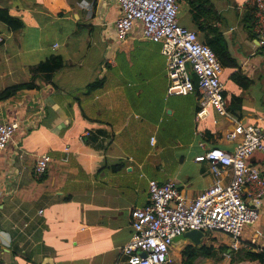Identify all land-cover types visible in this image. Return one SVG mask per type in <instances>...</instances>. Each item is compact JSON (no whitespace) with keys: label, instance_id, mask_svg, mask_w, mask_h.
I'll return each instance as SVG.
<instances>
[{"label":"crops","instance_id":"1","mask_svg":"<svg viewBox=\"0 0 264 264\" xmlns=\"http://www.w3.org/2000/svg\"><path fill=\"white\" fill-rule=\"evenodd\" d=\"M177 1L181 24L200 35L188 0ZM209 2L211 21L245 76L236 80L234 69L223 70L229 112L264 128V47L254 0ZM0 7L24 23L13 30L0 20V95L34 84L0 100V120L21 122L0 149V264H114L132 236L131 209L150 203L151 180H175L189 200L212 185L208 163L196 157L215 147L232 151L236 143L226 135L233 120L211 110L200 124L205 136L199 134L197 93H168L161 44L144 40L139 25L117 40L116 0H0ZM49 58L61 65L45 79L49 71L40 64ZM43 154L51 161L38 177ZM248 160L264 173L263 151ZM260 210L239 249L264 250V203ZM225 235L224 243H212L230 247ZM189 244H173L168 264H184ZM200 258L196 264H234L230 256Z\"/></svg>","mask_w":264,"mask_h":264},{"label":"built area","instance_id":"2","mask_svg":"<svg viewBox=\"0 0 264 264\" xmlns=\"http://www.w3.org/2000/svg\"><path fill=\"white\" fill-rule=\"evenodd\" d=\"M116 2L120 8L115 22L117 40L125 41L139 25L144 40L160 43L167 59L168 93H197L195 119L201 136L205 132L200 124L211 110L231 118L234 127L226 138L236 145L232 151L215 147L196 157L208 163L213 183L194 199H187L173 179L164 183L151 180L150 203L131 209L132 236L114 264H168L174 238L192 229L227 234L232 239L230 248L238 250L245 228L261 218L264 173L248 159L258 150L264 152V128L232 117L224 96V66L197 31L181 24L177 0ZM254 7L256 38L264 47V0H254ZM20 124L0 120V149H5ZM50 161L49 154L38 157V177L48 171Z\"/></svg>","mask_w":264,"mask_h":264},{"label":"trees","instance_id":"3","mask_svg":"<svg viewBox=\"0 0 264 264\" xmlns=\"http://www.w3.org/2000/svg\"><path fill=\"white\" fill-rule=\"evenodd\" d=\"M188 3L192 11V20L201 32L200 38L202 41L208 44L212 50L216 53L222 65L226 69H234L231 74V78L240 79L245 76L239 72V64L235 57L230 52L229 44L220 27L214 26L212 22L211 13L214 11L213 5L209 0H188ZM0 20L5 22L11 29L18 30L24 26L21 18L13 16L9 9L0 7ZM57 58H49L40 64L41 70L49 71L45 79H50L54 70L58 69L61 62L55 63ZM193 80L197 84L196 77L193 75ZM34 84L24 83L16 84L6 88L0 95V100L7 99L10 96L16 94L18 91L24 88L33 87ZM238 97H233V99ZM232 105H227L229 111ZM209 131V130H207ZM206 131V134H207ZM181 255L184 264H196V261L200 257L212 258L216 261L223 260L227 255L231 257L232 263H239L245 260H258L261 264H264V250L255 252L253 249H231L228 245H211L203 243L202 247L189 244L185 246Z\"/></svg>","mask_w":264,"mask_h":264},{"label":"water","instance_id":"4","mask_svg":"<svg viewBox=\"0 0 264 264\" xmlns=\"http://www.w3.org/2000/svg\"><path fill=\"white\" fill-rule=\"evenodd\" d=\"M205 237H206V232L202 230L192 229L175 237L173 240V244L183 243L187 240L192 245L202 247Z\"/></svg>","mask_w":264,"mask_h":264},{"label":"rangeland","instance_id":"5","mask_svg":"<svg viewBox=\"0 0 264 264\" xmlns=\"http://www.w3.org/2000/svg\"><path fill=\"white\" fill-rule=\"evenodd\" d=\"M184 23L189 26V22L187 21V16H185ZM225 236L226 235L223 234V233H221V232H210V231H206V237H205L204 241L206 242V244H211L212 242H216V243L221 244V243H224ZM173 253H174L173 254L174 255L173 257H176L178 255L179 251L173 249ZM225 258H229V256L227 255ZM175 259L177 260L178 258L176 257ZM181 259H183V258H181ZM204 259H206V258L205 257H201L200 258V260H204ZM173 261H175V260L173 259Z\"/></svg>","mask_w":264,"mask_h":264}]
</instances>
